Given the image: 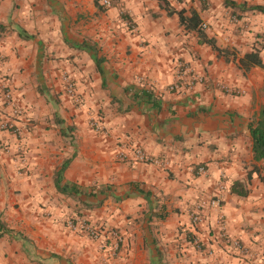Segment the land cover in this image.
Returning a JSON list of instances; mask_svg holds the SVG:
<instances>
[{
    "label": "crops",
    "instance_id": "1",
    "mask_svg": "<svg viewBox=\"0 0 264 264\" xmlns=\"http://www.w3.org/2000/svg\"><path fill=\"white\" fill-rule=\"evenodd\" d=\"M109 1L0 0V79L16 103L0 94V119L19 130L0 128V264H100V241L61 225L75 205L123 238L111 264H264V162L249 134L264 68L239 64L258 52L264 65V0H168L195 11L225 55L156 0ZM187 71L203 83L170 93ZM133 149L159 163L136 162ZM235 182L246 197L231 193Z\"/></svg>",
    "mask_w": 264,
    "mask_h": 264
},
{
    "label": "built area",
    "instance_id": "2",
    "mask_svg": "<svg viewBox=\"0 0 264 264\" xmlns=\"http://www.w3.org/2000/svg\"><path fill=\"white\" fill-rule=\"evenodd\" d=\"M101 3L106 8H111V6H112V4L110 3L109 0H101ZM201 28L206 29V25L202 24ZM132 30H135L134 27L132 28ZM60 79L62 81L63 89H64V92L66 93V95H68L72 100L77 102V98L75 96V86L72 82V79L65 72H62L60 74ZM201 80L202 79L197 77V76H191L190 71L189 72L187 71L186 74L180 76L174 83L169 85L167 90L173 94L186 95V93H189L193 90V88L195 87V85L197 83H203V81H201ZM0 94H1L3 105L6 106L7 108L14 110L16 103L14 102L11 91L9 89V85L5 79H0ZM0 128L3 130L11 131L14 134L19 135V130L16 128L14 123H12L11 121L7 122V121H3L2 119H0ZM94 130L97 133L105 134L103 127L97 123H94ZM115 156H116V160L118 162H124L127 159V156L121 150H118L116 152ZM133 158L136 162L151 163V164H158L159 163L157 161V159L149 158L140 149H133ZM199 172H203V169L200 168ZM216 203H217V200L211 201L210 204H216ZM202 210H203V208L200 206V207H197V208L189 211V221L193 226H197L201 223V221H202V218H201L202 212L201 211ZM69 228L71 230L84 231L85 233H87L90 236H96L97 235V233L93 229H91L83 221L79 222L78 225H76V227L69 225ZM104 234L109 239H111V242H112L111 243V250L113 253H116L117 250L119 249V247L122 246V244H123V238L121 237V235H119L113 229L106 230ZM98 236H99V232H98ZM190 241H191L192 246L196 249V251H198V252L202 251L201 243L197 237H194V235H193V237H190Z\"/></svg>",
    "mask_w": 264,
    "mask_h": 264
},
{
    "label": "trees",
    "instance_id": "3",
    "mask_svg": "<svg viewBox=\"0 0 264 264\" xmlns=\"http://www.w3.org/2000/svg\"><path fill=\"white\" fill-rule=\"evenodd\" d=\"M162 9H164L168 16L176 14L178 16L179 24L184 26L188 31L194 33L198 37V41L200 44H206L210 46L214 51L218 52V54L225 55L226 52L221 50L215 46V43L212 39L208 38L204 32V29L201 28V20L198 14L195 11H191L189 15H186L184 11H176L172 7H170L168 0H156ZM227 4V1H224ZM264 12L263 9H258ZM239 64L242 68L248 70L252 66H259L264 68L262 64L259 53L252 52L249 54H245L242 58L239 59ZM249 134L252 141L251 152L253 156V161L255 163L264 162V106L260 108V111L257 116H255L250 124H249ZM62 170V169H61ZM61 170L56 174V186L60 182V173ZM259 170L256 166H254L248 173L246 177L247 183H249L252 179L258 176ZM60 193H65L67 187L60 188L56 187ZM73 192L76 189L74 187L71 188ZM248 189L246 185L242 182H235L231 187V193L235 194L239 197H246L248 195Z\"/></svg>",
    "mask_w": 264,
    "mask_h": 264
},
{
    "label": "rangeland",
    "instance_id": "4",
    "mask_svg": "<svg viewBox=\"0 0 264 264\" xmlns=\"http://www.w3.org/2000/svg\"><path fill=\"white\" fill-rule=\"evenodd\" d=\"M130 27H132V26H130ZM60 74H59L58 78H59V80H60V82L62 84V81L60 79ZM73 84H74V82H73ZM62 87H63V84H62ZM75 96L77 98V102H75L74 100L71 99L73 101L72 103H73L74 106H80V100H79V97L76 94V89H75ZM94 123H97V122L92 121L93 127H94ZM81 221L85 222L91 229H93L97 233V235L96 236H90L87 233H85L84 231L71 230L69 228V225H72V226L76 227V225H78V223L81 222ZM61 225L65 229H67L68 231H70L71 233H73L75 235H79L81 237H84V238H86L88 240H91V241H94L96 243H98V241H100V244L97 246V251H99L101 253L100 264H111L112 262H115V261H117L120 258V254H121L122 248L124 246L123 245L124 241H123L122 246H120L119 249L117 250V252L113 253L112 250H111V243H112L111 239H109L104 234L106 230H110V229H107V228H104V227H98L97 224L90 223L88 220H86L81 215V213L79 212V207H77V205L74 206V209L72 210L71 214L62 220ZM98 232H99V236H98Z\"/></svg>",
    "mask_w": 264,
    "mask_h": 264
}]
</instances>
